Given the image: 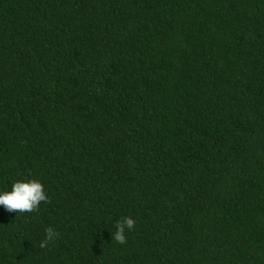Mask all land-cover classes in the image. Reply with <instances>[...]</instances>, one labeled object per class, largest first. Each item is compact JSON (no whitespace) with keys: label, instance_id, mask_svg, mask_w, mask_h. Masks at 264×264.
I'll return each instance as SVG.
<instances>
[{"label":"trees","instance_id":"1","mask_svg":"<svg viewBox=\"0 0 264 264\" xmlns=\"http://www.w3.org/2000/svg\"><path fill=\"white\" fill-rule=\"evenodd\" d=\"M27 179L0 264H264V0H0V190Z\"/></svg>","mask_w":264,"mask_h":264},{"label":"clouds","instance_id":"2","mask_svg":"<svg viewBox=\"0 0 264 264\" xmlns=\"http://www.w3.org/2000/svg\"><path fill=\"white\" fill-rule=\"evenodd\" d=\"M49 196L44 190L43 183L38 179L15 180L10 189L0 190V206L8 212L26 213L38 210L41 202L47 203ZM135 227V220L130 216L124 217L116 225V230L112 234L119 244L126 242L125 230ZM58 233L52 228L45 229V238L40 242V247H47L54 242Z\"/></svg>","mask_w":264,"mask_h":264}]
</instances>
